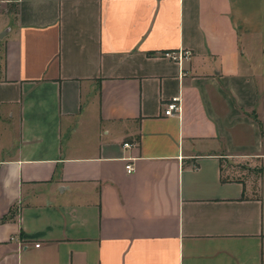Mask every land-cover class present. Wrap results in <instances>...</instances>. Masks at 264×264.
I'll return each instance as SVG.
<instances>
[{"label": "crops", "instance_id": "0c3cea01", "mask_svg": "<svg viewBox=\"0 0 264 264\" xmlns=\"http://www.w3.org/2000/svg\"><path fill=\"white\" fill-rule=\"evenodd\" d=\"M0 264H264V0H0Z\"/></svg>", "mask_w": 264, "mask_h": 264}, {"label": "rangeland", "instance_id": "374dc122", "mask_svg": "<svg viewBox=\"0 0 264 264\" xmlns=\"http://www.w3.org/2000/svg\"><path fill=\"white\" fill-rule=\"evenodd\" d=\"M223 175L229 178H242L245 181H248L250 186L253 189L257 185V178L259 176V171L263 164L259 162H228L223 161Z\"/></svg>", "mask_w": 264, "mask_h": 264}, {"label": "built area", "instance_id": "2783aa9c", "mask_svg": "<svg viewBox=\"0 0 264 264\" xmlns=\"http://www.w3.org/2000/svg\"><path fill=\"white\" fill-rule=\"evenodd\" d=\"M190 54L191 53L188 50L178 49V50L165 51L162 53V56L172 61H175L176 63L181 65L184 60L189 59ZM180 108L181 106H180L178 97H172L169 101L164 103V114L165 115L177 114L179 113ZM124 146H130V144L124 143ZM133 169L134 167L131 162H128L127 164H125L126 173H131ZM36 246H38V244Z\"/></svg>", "mask_w": 264, "mask_h": 264}]
</instances>
